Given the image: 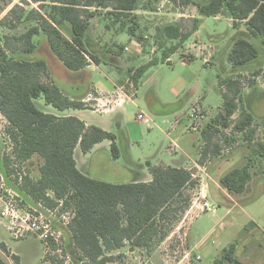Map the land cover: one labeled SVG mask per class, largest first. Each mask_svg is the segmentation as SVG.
Here are the masks:
<instances>
[{
	"label": "trees",
	"instance_id": "obj_1",
	"mask_svg": "<svg viewBox=\"0 0 264 264\" xmlns=\"http://www.w3.org/2000/svg\"><path fill=\"white\" fill-rule=\"evenodd\" d=\"M29 1L38 3L40 10H26L15 4L0 19V27L9 28V32L2 34L0 47V113L6 120L5 134L18 158L27 161L37 156L41 159L37 178L28 174L22 176L19 190L25 197L23 206L42 203L54 207L62 201V208L72 216L67 227H58L63 231V253L71 256L72 264H105L121 255V252L108 255V251L124 248L141 250L149 256L173 232L189 208L192 198L187 191L199 184L195 169L147 162L149 180L120 183L82 173L77 167L75 149L88 153L97 143L109 140L110 156L116 160L121 156L117 136L99 126L87 125L75 115H58L38 106L36 100L42 98L45 105H51L58 112L86 109L87 104L82 99L93 90L87 86L81 92H65L51 78L46 61L36 54L45 45L50 56L71 72L83 71L79 79L85 78L88 65L107 64L105 58H118L124 50L122 45H101L98 40L89 38L90 20L101 15L110 20L106 27L117 23V33L125 30L135 35V28L130 24L137 19L135 11L139 8L153 11L154 7H143V0ZM167 1L193 4L198 16H181L178 22L156 28L155 42L161 48L159 59L155 57L128 70L135 91L148 68L167 60L183 46L198 30L202 17L225 14L233 27L239 23L245 25V32L233 41L229 50L228 59L234 70H246L259 57V49L249 38L259 39L264 46V0ZM21 23L28 25L24 31L10 32ZM40 35L44 39L35 41ZM254 75H258V71ZM249 83L253 87L255 81L249 80ZM222 84L228 92L223 94L219 113L201 128L202 146L196 163L205 166L208 160L220 155L222 145L217 138L218 134L223 136L221 127L229 129L232 135L240 133L242 145L251 149L252 154L218 181L228 193L241 194L252 179L254 157L263 158L264 165V142L255 140L258 121L244 104V97L249 100L254 91L248 96L243 94L241 75L223 79ZM237 111L238 116L233 118ZM228 140L225 136L223 141ZM10 161V155L6 154L1 169L7 178L13 171ZM56 249L57 245L50 243L41 262L62 264L60 257V262L52 257ZM0 250L3 252L0 264H20L19 256L1 239ZM213 264L245 263L236 256V245L231 243Z\"/></svg>",
	"mask_w": 264,
	"mask_h": 264
},
{
	"label": "rangeland",
	"instance_id": "obj_2",
	"mask_svg": "<svg viewBox=\"0 0 264 264\" xmlns=\"http://www.w3.org/2000/svg\"><path fill=\"white\" fill-rule=\"evenodd\" d=\"M15 4L22 5L26 10L39 9L38 3L29 0H0V19ZM141 5L153 6L154 10L139 8L135 11L137 19L130 23L135 28V35H129L125 30L118 34L117 23L106 27L110 20L101 15L90 20L89 38L98 40L101 45H122L124 50L118 58H105L107 64L91 63L92 70L87 68L84 80L77 79L76 74L79 73L69 71L60 61L50 56L45 45L36 54L46 61L51 78L65 92H81L89 87L90 82L105 87H102L104 91L98 95L104 100L96 103L84 101L86 109L65 110L84 120L87 125L99 126L117 136L116 142L121 153L119 163H109L103 150L85 154L87 159L95 154L90 167L93 177L112 183L127 182L133 174L127 173L125 167L129 170L144 167V171L149 173L147 162H150L152 165L186 164V167L195 169L198 178V186L187 191L192 198L189 208L153 254L146 256L141 250H136L134 254L126 255L123 253L128 250L126 248L118 258L105 264H213L214 259L231 243L236 245V256L245 264H264L263 158L254 157L252 179L246 191L241 194H230L222 190L218 181L228 170L240 167L246 156L252 154L251 149L242 145L240 133L232 135L229 129L221 127L223 136L218 134L217 138L222 145L220 155L208 160L205 166L198 165L194 160L202 146L201 128L219 113L224 102L223 94L228 92L222 80L232 76L241 75L245 96L251 90L254 91L249 100L244 97V104L258 121L255 140L264 142V46L259 39L249 38L259 49V57L246 70H234L228 59L229 50L233 41L245 32V25L239 23L233 27L229 16L225 14L202 17L198 30L189 36L183 46L167 60L148 68L135 91L129 81L128 70L155 57L159 59L161 48L155 42L156 28L178 22L181 16H198L197 7L193 4L143 0ZM27 26L21 23L10 32H22ZM3 32H9V28L0 27V47L3 44ZM43 39L42 35L34 38L39 42ZM257 71L258 75H254ZM249 80L255 81L253 87L249 85ZM96 94L92 92V95ZM121 94L127 95L121 106L114 111H102L112 107L115 99L122 100ZM106 99L108 101L105 104ZM36 102L47 111L58 112L51 105H45L42 98ZM98 103L105 105L98 106ZM119 112L121 125L116 116ZM140 112L148 119L147 122L138 119L137 114ZM5 128L6 120L0 116V171L5 172L1 167L6 154L12 155L11 167L17 164V167L12 168L15 175L6 177L5 182L15 192L18 206L25 208V197L19 190L21 182L16 173L20 171L33 179L37 178L41 159L37 156L27 161L18 158L5 134ZM225 136L229 139L227 143L223 141ZM107 142L109 140L103 141L104 144ZM76 150L83 154L79 148ZM204 200L211 204L210 210L202 208ZM0 222L4 226L1 227V239L20 257L22 264L44 262L41 259L45 255L43 251L46 252V246L42 241L32 237L15 239L1 219ZM188 239L192 250L188 248ZM0 254L3 255L1 250ZM52 257L60 262L56 253Z\"/></svg>",
	"mask_w": 264,
	"mask_h": 264
},
{
	"label": "built area",
	"instance_id": "obj_3",
	"mask_svg": "<svg viewBox=\"0 0 264 264\" xmlns=\"http://www.w3.org/2000/svg\"><path fill=\"white\" fill-rule=\"evenodd\" d=\"M120 102L121 100H118V103ZM0 116H2L1 113ZM137 117L142 119L143 114L140 112ZM13 167H17V164H14ZM16 174L20 183L24 172L18 171ZM14 175L13 170L10 176ZM5 178L6 173L0 171V219L4 222L9 234L20 239L35 236L45 244L46 252L49 251L50 243L53 242L57 245L54 252L59 254L63 261L62 264H72L71 256L68 253H63V231L58 227H67L72 216L69 211H62V201L54 207L38 203L37 206L20 208L16 194L6 186ZM201 206L205 210H210L212 207L206 200Z\"/></svg>",
	"mask_w": 264,
	"mask_h": 264
},
{
	"label": "crops",
	"instance_id": "obj_4",
	"mask_svg": "<svg viewBox=\"0 0 264 264\" xmlns=\"http://www.w3.org/2000/svg\"><path fill=\"white\" fill-rule=\"evenodd\" d=\"M120 33V32H119ZM118 33V34H119ZM87 68H90L91 70H92V68H91V65H88V67ZM87 70V69H86ZM83 72V71H82ZM82 72H76V73H79V75L78 74H76V77H77V79H79L80 78V74H83ZM81 79H83L84 80V78H81ZM105 88L103 85H95L94 83H92V82H90L89 83V87L88 88H90V89H92L95 93H97L96 95L97 96H94V95H92V92L93 91H90L88 94H86V95H84V98L82 99V100H87V101H93V102H100V101H102V100H104V99H102V97H99L98 95H100V92L101 91H104V89L103 88ZM89 90V89H88ZM106 91V90H105ZM121 98H122V100H121V102L120 103H118V100L117 99H115V104H114V101H113V106L112 107H110V108H104L102 111H105V112H110V111H114V110H116V108H118L119 106H121L122 105V103L125 101V99L127 98V95L126 94H121ZM106 101H108V99H106L104 102H105V104H106ZM104 103H98V104H96V105H98V106H101V105H105ZM75 110H80V109H75ZM94 110H96V109H94ZM56 114H58V115H73V114H71V113H69V112H65V111H61V112H55ZM143 114V113H142ZM121 115V113L119 112V113H117V117H118V119H117V121H118V124L119 125H121V120H120V116ZM138 115V114H137ZM146 117H144V115H143V118L142 119H139V120H144V122H147L148 121V119L146 118ZM81 119V118H80ZM86 123V122H85ZM87 124V123H86ZM109 145H110V141L109 142H107V143H103V141L102 142H100V143H97L96 145H94V147L92 148V150L90 151V152H88V154L90 153V154H92V153H94L95 151H98V150H103L104 151V155H105V158H106V160H108V162L109 163H119V159H116V160H113L112 158H111V156H110V152H109ZM77 149V148H76ZM75 149V153H74V156H75V159H76V163H77V167H78V169L82 172V173H84V174H87V175H89V176H91V177H93L92 175H91V173H90V167H91V161H92V158H93V156L95 155V154H93L92 156H90L89 157V159H87L86 158V156H85V154H87V153H83V154H80V153H78L77 152V150ZM186 157V156H185ZM187 158V157H186ZM194 160H196V159H194ZM192 161L194 164H196L195 163V161ZM177 166H180V165H177ZM182 166H187L186 164L185 165H182ZM125 169V171L127 172V173H129L130 175L131 174H133V177L129 180V181H127V182H131V181H139V180H142V181H147V180H149L150 179V175H149V173H146L145 171H144V167L142 168V169H136V170H133V169H128L127 167H125L124 168ZM93 178H96V177H93ZM114 183H116V182H114ZM210 186H211V184H210ZM221 187V186H220ZM221 189L222 190H224L222 187H221ZM2 224H1V222H0V234H1V227H4L3 225L1 226ZM189 233H188V238H189ZM29 237H32V238H34V239H36V240H39L37 237H35V236H28V237H25V238H29ZM25 238H21V239H25ZM65 238L67 239V235L65 234ZM0 239H1V237H0ZM15 239H17V238H15ZM1 240H3L6 244H7V242L4 240V239H1ZM189 240V239H188ZM39 241H41V240H39ZM8 247H9V245H7ZM188 248H189V250H192L191 248H192V244L190 243V240H189V244H188ZM125 249V248H124ZM45 250V249H44ZM11 252H12V250H10ZM121 251H123V250H120V251H117V250H111V251H108L107 252V254L108 255H111V254H113V255H115V254H117V253H120ZM135 251L136 250H134V251H126V252H123V253H125L126 255H128V254H134L135 253ZM12 253H14V254H16L15 252H12ZM43 253H45L44 251H43ZM55 253V252H54ZM17 255V254H16ZM20 258V257H19ZM20 264H22L21 263V260H20ZM43 264H47V262L46 261H44L43 262Z\"/></svg>",
	"mask_w": 264,
	"mask_h": 264
}]
</instances>
